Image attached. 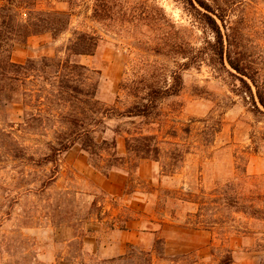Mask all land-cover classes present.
I'll return each mask as SVG.
<instances>
[{
	"label": "rangeland",
	"instance_id": "rangeland-1",
	"mask_svg": "<svg viewBox=\"0 0 264 264\" xmlns=\"http://www.w3.org/2000/svg\"><path fill=\"white\" fill-rule=\"evenodd\" d=\"M217 1L264 75V0ZM0 31L29 68L0 105V264H264V110L203 62L124 115L213 37L183 0H0ZM139 134L158 152L128 151ZM116 227L147 234L106 263Z\"/></svg>",
	"mask_w": 264,
	"mask_h": 264
},
{
	"label": "trees",
	"instance_id": "trees-1",
	"mask_svg": "<svg viewBox=\"0 0 264 264\" xmlns=\"http://www.w3.org/2000/svg\"><path fill=\"white\" fill-rule=\"evenodd\" d=\"M185 8L193 15L204 28L210 30L212 38H206L201 46H194L187 43L180 46L178 54L185 59L180 63L181 71L173 77V84L166 89H152L149 99L152 102L134 104L127 108L124 115L129 117L146 118L154 110V103L162 98L171 97L180 93L183 86L182 71L185 69L199 67L203 62H207L216 72L231 78L233 91L242 95L245 99H250L251 105L256 111L264 110V75L247 58L241 43L238 41V28L230 21V7L217 0H183ZM12 28V22L6 24ZM1 33V31H0ZM1 35V34H0ZM93 39H76L71 50L75 54H92ZM23 39H0V105L12 100L17 92V83L21 80L22 70H29L28 66L14 62L12 50L15 44ZM84 124L81 125V127ZM83 131L76 133L78 138L87 135L89 129L82 128ZM147 136L139 134L127 139V149L136 152L143 158L150 157V152H158L157 146L151 147L146 142ZM75 139L66 143L64 149L74 145ZM115 148V145H114ZM135 252V251H133ZM145 255L147 253L140 252ZM131 252L124 254L117 259L130 258ZM113 258L108 262H114ZM151 264V259L147 260Z\"/></svg>",
	"mask_w": 264,
	"mask_h": 264
},
{
	"label": "crops",
	"instance_id": "crops-1",
	"mask_svg": "<svg viewBox=\"0 0 264 264\" xmlns=\"http://www.w3.org/2000/svg\"><path fill=\"white\" fill-rule=\"evenodd\" d=\"M113 235L116 238L108 243H102L96 247V252L101 254L103 258H115L124 255L129 244H140L145 233H139L128 228H113ZM148 246V245H145ZM148 248V247H147Z\"/></svg>",
	"mask_w": 264,
	"mask_h": 264
}]
</instances>
